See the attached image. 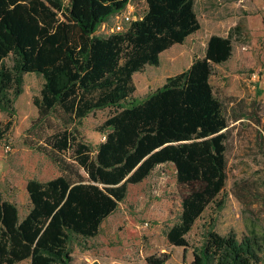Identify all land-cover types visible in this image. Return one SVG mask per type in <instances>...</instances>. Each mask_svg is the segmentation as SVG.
<instances>
[{
	"label": "trees",
	"instance_id": "trees-1",
	"mask_svg": "<svg viewBox=\"0 0 264 264\" xmlns=\"http://www.w3.org/2000/svg\"><path fill=\"white\" fill-rule=\"evenodd\" d=\"M135 1L0 0V112L15 113L25 75L41 76L29 144L62 172L46 182L28 181L31 209L24 217L0 190V264H72L74 245L102 232L129 186L169 163L179 183L190 187L166 234L169 243L193 248L192 264H264V228L238 238L220 234L212 220L201 243L193 246L187 238L210 206L221 212L227 203L230 118L211 77L214 65L231 59L232 37L212 36L203 57L140 99L134 75L159 67L164 52L185 44L202 25L197 0H145L143 13L122 31L99 34ZM105 109L114 113L99 127L104 140L94 147L81 126ZM11 127L0 122V140ZM236 187L246 204L260 197L252 183Z\"/></svg>",
	"mask_w": 264,
	"mask_h": 264
},
{
	"label": "rangeland",
	"instance_id": "rangeland-1",
	"mask_svg": "<svg viewBox=\"0 0 264 264\" xmlns=\"http://www.w3.org/2000/svg\"><path fill=\"white\" fill-rule=\"evenodd\" d=\"M144 2L130 4L119 18L102 26L99 34L112 33L124 14H142ZM195 9L201 30L185 44L164 52L159 67L147 66L134 75L135 96L145 99L165 85L168 77L203 57L212 36L232 37L231 59L214 65L211 77L214 92L230 118L226 142L228 181L223 194L227 203L221 212L210 206L196 221L187 236L193 246L201 243L212 220H216L220 234L234 232L238 238L262 234L264 228V0H197ZM8 63L13 64L11 60ZM254 73L256 79L252 78ZM43 82L37 74L25 75L24 92L15 102V113L9 116L0 112V122L12 124L0 140V190L5 200L18 205L22 217L31 209L28 181L37 178L46 182L62 174L49 157L29 144L33 139L29 131L39 114L34 100L41 97ZM243 112L244 119L235 121L236 114ZM113 113V109H105L83 120L81 133L86 142L97 147L104 140L98 129ZM175 168L170 163L161 165L143 183L130 185L127 199L103 223L102 232L74 245L72 264H149V257L165 258V264H192L193 248L175 247L166 235L180 218L181 202L190 192V187L179 183ZM247 182L254 185L260 197L250 198L246 204L236 196L240 194L236 186Z\"/></svg>",
	"mask_w": 264,
	"mask_h": 264
},
{
	"label": "built area",
	"instance_id": "built-area-1",
	"mask_svg": "<svg viewBox=\"0 0 264 264\" xmlns=\"http://www.w3.org/2000/svg\"><path fill=\"white\" fill-rule=\"evenodd\" d=\"M119 18V16L117 17ZM136 16L133 15H125L124 14V18L122 19V22L116 23L115 28L112 30V33L114 32H118V31H122L127 23L131 22L132 20L136 19ZM103 27H107L106 25H104ZM252 78H257V74H253ZM9 147H7V151H8Z\"/></svg>",
	"mask_w": 264,
	"mask_h": 264
}]
</instances>
